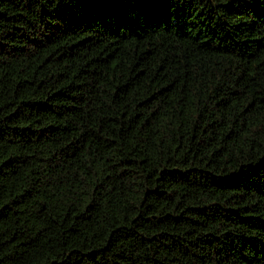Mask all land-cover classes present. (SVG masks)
I'll use <instances>...</instances> for the list:
<instances>
[{
	"label": "trees",
	"instance_id": "trees-1",
	"mask_svg": "<svg viewBox=\"0 0 264 264\" xmlns=\"http://www.w3.org/2000/svg\"><path fill=\"white\" fill-rule=\"evenodd\" d=\"M0 264H264V0H0Z\"/></svg>",
	"mask_w": 264,
	"mask_h": 264
}]
</instances>
